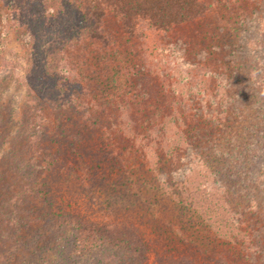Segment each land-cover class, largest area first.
Instances as JSON below:
<instances>
[{"label": "trees", "instance_id": "trees-1", "mask_svg": "<svg viewBox=\"0 0 264 264\" xmlns=\"http://www.w3.org/2000/svg\"><path fill=\"white\" fill-rule=\"evenodd\" d=\"M43 6L49 14L42 16L51 24L63 20L57 32L70 31L61 54L67 63L52 78L65 81L66 87L51 98L58 103L68 91L80 92L69 97L76 115L56 145L41 146L38 140L46 135L30 129L23 131L26 143L19 147L7 146L8 139L0 136V264L19 263L17 250L24 253L31 243L37 249L45 239L59 244L64 262L93 251L95 264H108L115 253L143 264L150 248L147 231L134 222L123 223L118 216L126 215L124 209L112 207L103 217L83 210L89 206L99 211L109 204L103 192L117 196L119 185L127 184L123 162L131 150L144 159L159 155L166 165L183 154L193 155L197 163L185 175L193 179L191 198L201 206L188 205V210L206 221L205 237L211 243L187 239L188 251L169 256L168 264H250L258 253L250 217L259 209L250 194L264 197V66L257 70L256 64L233 59L231 50L240 46L231 38L239 29L237 17L228 11L221 19L207 20L204 0H52ZM108 17H114L115 27ZM24 22L27 27L29 21ZM192 27L200 34V45L184 39L193 37L186 31ZM119 36L138 40L146 48L139 46L136 53L146 54L140 61L127 58L131 61L126 59L124 79L105 93L104 64L118 54ZM178 43L211 65L204 72L217 84L207 85L206 97H198L204 87L200 79L192 80L189 95L172 80L178 69L162 52L177 54L182 61L186 54L175 51ZM77 67L84 70L85 86ZM50 85L41 84V89ZM120 144L129 149L118 150ZM212 179L216 181L209 184ZM126 195L119 196L118 204L126 205Z\"/></svg>", "mask_w": 264, "mask_h": 264}, {"label": "rangeland", "instance_id": "rangeland-1", "mask_svg": "<svg viewBox=\"0 0 264 264\" xmlns=\"http://www.w3.org/2000/svg\"><path fill=\"white\" fill-rule=\"evenodd\" d=\"M51 2L52 0H0V136L8 139L7 146L9 147H19L26 143L25 134L23 135L25 129L35 131L37 135L42 131V135H46L45 138L38 140L41 146H46L47 143L56 145L58 137H64L63 133L68 132V128L76 115L71 111L69 97L79 93L80 89L63 94L58 103L54 101L56 97L51 98L50 95L57 94L61 88L66 87L65 81L58 78L56 81L55 78H52L54 74L60 72V66L67 63L61 54L70 42V31L67 28H63L62 33L55 30L57 26L63 23L62 19L58 20L56 26L51 24L47 17L42 16L49 14L47 7L43 4L49 5ZM204 2L209 8L207 20L209 18L221 19V15L228 13V11L237 17L235 27H239V29L238 32L236 31L237 33L233 32L231 38L235 37L236 44L241 47L236 46L231 50L233 59L245 61L246 64H256L257 66L253 67L260 70L264 66V0H204ZM33 10L35 11L32 12ZM25 20L29 21L28 26L30 27L24 26ZM108 24L111 28L116 26L114 17H108ZM232 29L235 28L232 27ZM186 31L193 34V37L184 35L186 42L200 45V34L196 28L192 27L190 31ZM52 33L54 34L51 36ZM118 38L120 42L118 54H115L111 60L104 64V67H108V73L103 77L104 85L108 87L105 93L110 88L112 89L116 82L121 83L124 79L127 58L140 61L141 56L144 57L146 54H142V51L136 53L139 46V50L146 48V46L140 45L138 40L132 38V41L130 39L128 42L126 37L119 36ZM178 50L186 54V56L181 55L184 57L182 61L179 60L180 57H176L177 54H172L169 51L162 52L163 55L167 56L166 59L169 63L178 69L176 71L177 76H174L172 80H175L179 91H182L184 95L186 93L189 95L192 90V80L197 79L199 81L200 79L199 82H202L204 87H199L202 90L198 93V97L201 95L206 97L210 93L209 90H205L207 85L212 87L217 84L216 81L208 79L206 72H204L210 69L211 65L204 64L197 56L193 57L194 51L188 50L187 44L178 43L175 51ZM151 53L153 57H157L155 50H152ZM76 57H73L72 62L77 64ZM187 63L190 65L187 66ZM77 66L79 69H84V66ZM78 67L76 75L80 79V83L85 86L86 83L82 80L84 70L78 72ZM99 70L102 68L100 67ZM46 72H48L47 76ZM107 75H113L114 79L111 80L112 76ZM186 75L189 76L188 79ZM178 77H181L182 80H179ZM47 83L51 84L49 89L42 90L41 84L46 85ZM47 98L53 99V101L47 102ZM76 102L77 100L74 98L72 103L75 104ZM44 139L47 142H43ZM124 145L120 144L116 147L118 150L122 147L121 151H127L129 147L127 144ZM124 159L126 160L123 163L128 169V173H126L128 176L127 184L125 186L119 185L116 192L117 196H112V191L103 192L104 198L109 200V204H105V207L99 211L89 206L83 207L85 213L91 217L97 215L103 217L106 212L109 215L112 207L118 206L124 209L126 215L118 216L123 223L134 222L147 231L146 238L150 240V248L143 264H168L169 256L177 258L184 251H188L189 247L186 246V240L190 238L202 245L211 243L205 237L208 228V225H205L206 221H202L198 215H194L188 210V205H193L194 208L201 206V201L195 203L193 201L195 198L193 196L191 198L194 190L193 179L190 175H185L188 173L186 172L188 169L190 170L197 165L193 155L176 156L173 158L174 163L172 165L170 163L166 165L159 155L141 158L134 150L128 152ZM168 166L171 167L168 169ZM10 176L15 177L12 173ZM214 178L222 179L217 175ZM19 179L20 177L16 178V180ZM216 179H212L209 184H212ZM178 181H182L180 182L182 184H177ZM86 183L88 182L85 181V185ZM61 189L63 191V187ZM121 195L127 196L126 208L124 207L126 205L118 204ZM250 196L259 201L258 211H254L256 214L250 217V223L253 224L256 233L255 243L258 247L257 256H250V264H264V197H257L256 194L253 195L252 193ZM201 224L203 227H200ZM71 243H73L71 246L75 247L73 239ZM37 245L39 248L35 249L32 248L31 243L30 249L21 254L17 250V261L20 264L96 263V252L93 253V251L70 263L68 258L65 262L60 258L59 244L51 242L50 239H45ZM15 247L14 250L18 249V246ZM115 254L113 258H110L114 264H136L129 259L130 255ZM160 258H163L164 261Z\"/></svg>", "mask_w": 264, "mask_h": 264}]
</instances>
